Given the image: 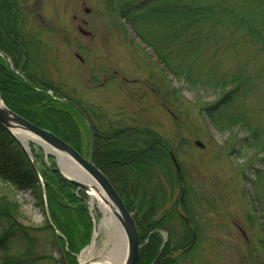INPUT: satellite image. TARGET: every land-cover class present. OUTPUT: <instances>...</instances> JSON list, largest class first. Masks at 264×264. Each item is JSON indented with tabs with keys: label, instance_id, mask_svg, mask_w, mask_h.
Returning a JSON list of instances; mask_svg holds the SVG:
<instances>
[{
	"label": "rangeland",
	"instance_id": "374dc122",
	"mask_svg": "<svg viewBox=\"0 0 264 264\" xmlns=\"http://www.w3.org/2000/svg\"><path fill=\"white\" fill-rule=\"evenodd\" d=\"M23 2L24 11L32 15L26 28L37 31L42 44L39 79L83 106L100 108L107 121L148 127L175 148L183 183L170 194L163 211L178 200L180 204L186 200L189 216L181 205L176 211L190 225L194 249L183 263L264 264V246L259 245V240L264 242V53L239 32L220 31L188 58L198 69L203 67L200 61H212L216 75L228 77L243 67L254 77L252 91L238 98L229 110L242 111L250 126L258 128L255 147L246 127L218 131L210 124L203 107L219 99L222 91L193 89L176 79L108 0ZM78 27L88 35L81 34ZM45 163L49 165L46 159ZM257 172L260 181L252 183ZM7 193L20 206L18 220L27 227L30 241L17 233L9 236L6 253L0 247V263L16 257L28 258L29 264H67L53 232L44 228L47 212L35 204L29 191ZM88 202L89 197L86 205L91 225L93 219L98 226L101 213L95 206L89 210ZM160 235L164 241L168 239L167 231ZM104 238L101 229L96 237L97 249ZM78 255L73 257L76 264Z\"/></svg>",
	"mask_w": 264,
	"mask_h": 264
},
{
	"label": "trees",
	"instance_id": "16d2710c",
	"mask_svg": "<svg viewBox=\"0 0 264 264\" xmlns=\"http://www.w3.org/2000/svg\"><path fill=\"white\" fill-rule=\"evenodd\" d=\"M108 2L176 79L183 80L193 89L204 87L222 91L219 99L203 107L216 130L246 127L253 138V145L257 147L258 128L250 126L242 111L229 110L238 98L252 91L254 77L243 67H238L228 77L216 75L212 61H200L199 65L203 66L200 70L188 58L189 53L206 45L220 31L239 32L247 43L264 53V0ZM24 5L23 0H0V52L10 58L15 70L33 88L22 82L12 72L7 60L0 56V97L3 104L87 157L88 128L72 103L78 105L88 118L93 133L94 165L108 178L126 209L133 214L140 245L136 264H184L194 249L193 232L176 209L181 205L189 216L184 206L186 200L183 198L182 204L178 200L174 207L163 211L170 194L183 183L182 169L178 164L177 171L172 161V156L176 158L175 148L148 127L107 121L100 108L83 106L50 82L39 79L42 44L38 32L26 28L27 23L32 22V15L24 11ZM178 40H181L179 45L175 44ZM46 90L53 94L44 92ZM29 146L31 158L11 132L0 125V183L3 186L0 190V247L6 253L5 240L16 233L30 241L27 227L18 220L20 206L10 193L29 191L35 204L47 212L44 228L53 232L64 258L68 260L67 264H76L73 257L88 244L92 232L86 205L88 197L56 171L52 155L45 156L42 149L32 142ZM259 173L253 175L252 183L260 181L256 179ZM262 173L260 177H263ZM261 218L264 221V210ZM164 230L168 235L166 241L160 235ZM259 245L264 246L263 240H259ZM25 259L9 257L0 264H29V259Z\"/></svg>",
	"mask_w": 264,
	"mask_h": 264
},
{
	"label": "water",
	"instance_id": "95a60500",
	"mask_svg": "<svg viewBox=\"0 0 264 264\" xmlns=\"http://www.w3.org/2000/svg\"><path fill=\"white\" fill-rule=\"evenodd\" d=\"M84 11L87 13L89 10L88 8H85ZM38 17L42 21V18L39 14ZM78 31L83 35H88V32H86L81 27H78ZM0 56L5 58L9 62L12 72H14L22 82L27 84L30 88H33L25 79V77L15 70L11 60L6 54L0 52ZM45 92L50 95L52 94L50 90H46ZM73 105L83 116L88 128L89 154L87 157L81 156L76 150L72 148L71 145H69L67 142L63 141L50 131L35 126L34 124L28 122L24 118L20 117L19 115L8 109L3 104L1 98L0 125H2L6 130H8L9 132H11V134L14 135V137L23 147L28 156H31L30 148L28 146L29 142H33L34 144L39 146L43 150L45 155H52L55 159L56 171H58L71 184L76 186L77 190H82L83 192H85L89 198V191L94 186L91 183L88 184L82 182L83 176L81 175L80 171H84L92 179V181L100 189V192L103 194H100L101 198L110 207L113 216L116 218L121 229L124 232L127 250L125 259L122 264H136L140 245L137 234V228L132 213L126 209L120 196L118 195L108 178L94 165L92 160L94 138L91 126L84 112L76 104ZM15 132H19L21 134L20 139L15 136ZM195 144L197 146H202V144L198 141H196ZM172 161L176 169L179 170L178 164L174 156H172ZM87 204L90 210V203L88 202ZM91 220L93 224L92 236L87 246H89L92 242L97 229L94 220ZM84 249L79 252L78 258ZM77 263L79 264V261Z\"/></svg>",
	"mask_w": 264,
	"mask_h": 264
},
{
	"label": "bare ground",
	"instance_id": "6f19581e",
	"mask_svg": "<svg viewBox=\"0 0 264 264\" xmlns=\"http://www.w3.org/2000/svg\"><path fill=\"white\" fill-rule=\"evenodd\" d=\"M14 134L20 139L21 134L19 132H15ZM80 172L83 176L82 182L91 183L94 186L89 191V203L91 208L95 206L98 209L102 217L92 242L82 251L78 258L79 264H122L127 250L124 232L113 216L110 207L101 198L103 194L100 192L98 186L84 171ZM101 229L104 230L105 238L101 247L97 249L96 237Z\"/></svg>",
	"mask_w": 264,
	"mask_h": 264
}]
</instances>
